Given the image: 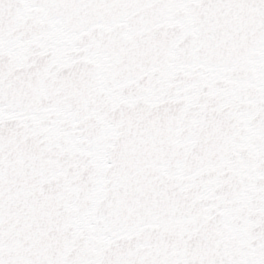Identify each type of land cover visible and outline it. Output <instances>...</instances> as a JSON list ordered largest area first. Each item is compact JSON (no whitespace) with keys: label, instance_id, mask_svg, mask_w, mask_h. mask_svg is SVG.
Returning a JSON list of instances; mask_svg holds the SVG:
<instances>
[{"label":"snow or ice","instance_id":"snow-or-ice-1","mask_svg":"<svg viewBox=\"0 0 264 264\" xmlns=\"http://www.w3.org/2000/svg\"><path fill=\"white\" fill-rule=\"evenodd\" d=\"M0 264H264V0H0Z\"/></svg>","mask_w":264,"mask_h":264}]
</instances>
